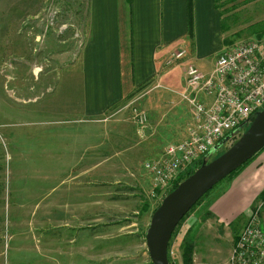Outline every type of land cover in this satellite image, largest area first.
Wrapping results in <instances>:
<instances>
[{
	"label": "rangeland",
	"instance_id": "obj_1",
	"mask_svg": "<svg viewBox=\"0 0 264 264\" xmlns=\"http://www.w3.org/2000/svg\"><path fill=\"white\" fill-rule=\"evenodd\" d=\"M86 5V0H0V264H150L144 233L161 199L150 193L142 163L160 152L145 153L148 117L137 101L119 112L142 151L126 162L127 169L111 159L108 147L93 153L87 145L80 155L84 162L65 169L60 146L50 143L51 131L87 128L56 121L79 116L72 62L82 43ZM217 9L226 26L218 54L230 44L264 41V0H217ZM131 107L146 115L143 126L132 119ZM238 136L225 140L207 160ZM153 138L161 143L159 134ZM220 183L174 227L166 251L171 264H182L184 243L200 246L212 239L217 226L205 206ZM259 204L264 230V203L257 197L254 205ZM239 220L230 223L229 236L240 230L244 222ZM218 245L222 253L209 262L225 264L224 243Z\"/></svg>",
	"mask_w": 264,
	"mask_h": 264
},
{
	"label": "crops",
	"instance_id": "obj_2",
	"mask_svg": "<svg viewBox=\"0 0 264 264\" xmlns=\"http://www.w3.org/2000/svg\"><path fill=\"white\" fill-rule=\"evenodd\" d=\"M86 3L87 21L78 27L83 35L82 43L72 62L78 75L73 83L78 89L79 116L56 121H73L87 128L51 131L50 143L53 148L60 146L65 169L70 164L84 162L80 155L85 153L86 145L93 153L108 147L113 154L111 159L127 169L126 162L138 159L142 151L141 145L134 143L132 132L125 129V119L119 113L122 107L135 100L137 108L146 112L148 123L144 131L150 134L142 145L150 148L145 151L148 155L156 156L160 152L159 157L163 149L158 146L183 139L191 125L190 106L180 96L184 88L183 68L193 64L202 72L211 69L221 48V18L214 0H190L188 33L187 0H86ZM176 50L181 51V56L174 60L172 54ZM100 126L108 129H98ZM158 134L161 143L153 138ZM116 154L121 157L116 158ZM66 174L63 180L68 187ZM220 182L205 206L218 229L208 243L193 245L196 264H212L209 259L222 253L219 242L224 243L223 259L229 264L235 237L229 236L230 223L236 219L245 221L264 188V146ZM192 261L193 258L191 264Z\"/></svg>",
	"mask_w": 264,
	"mask_h": 264
},
{
	"label": "built area",
	"instance_id": "obj_3",
	"mask_svg": "<svg viewBox=\"0 0 264 264\" xmlns=\"http://www.w3.org/2000/svg\"><path fill=\"white\" fill-rule=\"evenodd\" d=\"M181 51L172 54L178 59ZM184 88L180 96L191 110L186 136L167 144L161 155L142 163L150 193L161 199L181 180L216 152L222 139L242 133L254 112L264 107V41L230 44L215 58L207 72L193 64L183 68ZM130 115L143 126L146 115L131 107ZM229 264H264V230L260 225V204L254 205L234 237Z\"/></svg>",
	"mask_w": 264,
	"mask_h": 264
},
{
	"label": "water",
	"instance_id": "obj_4",
	"mask_svg": "<svg viewBox=\"0 0 264 264\" xmlns=\"http://www.w3.org/2000/svg\"><path fill=\"white\" fill-rule=\"evenodd\" d=\"M226 138L215 147H220ZM264 146V107L254 112L242 133L221 153L203 160L160 200L150 214L144 242L150 264H169L167 243L186 212L218 181L226 177Z\"/></svg>",
	"mask_w": 264,
	"mask_h": 264
},
{
	"label": "trees",
	"instance_id": "obj_5",
	"mask_svg": "<svg viewBox=\"0 0 264 264\" xmlns=\"http://www.w3.org/2000/svg\"><path fill=\"white\" fill-rule=\"evenodd\" d=\"M215 6L217 7V0H214ZM190 0H187V27H188V33H190L191 31V20H190ZM223 20L220 19V31L224 32L225 30V24L222 22ZM264 25V22L262 23ZM262 31H264V28L262 29ZM222 41H224V39L222 38ZM251 158V157H250ZM249 158V159H250ZM249 159H247L244 163H242L240 166H238L235 170H233L231 173H229L226 177L231 176L233 173H235L243 164H245ZM193 170H188L187 173L181 177V179H183L184 177H186L187 175H189ZM225 178V177H224ZM223 178V179H224ZM222 180V179H221ZM220 180V181H221ZM219 182V181H218ZM177 183L175 182L174 185L170 188V190L176 185ZM214 187V186H213ZM169 190V191H170ZM210 190V189H209ZM208 190V191H209ZM208 191H206L202 196H204ZM201 196V197H202ZM200 197V198H201ZM199 198V199H200ZM258 198L259 200H261L262 203H264V188L260 191V193L258 194ZM198 199V200H199ZM197 200V201H198ZM196 201V202H197ZM195 202V203H196ZM153 211V210H152ZM182 219V218H181ZM178 224V223H177ZM192 252H193V244L190 242H186L183 244L182 249H181V262L182 264H191V259H192ZM169 264H171L168 261Z\"/></svg>",
	"mask_w": 264,
	"mask_h": 264
}]
</instances>
